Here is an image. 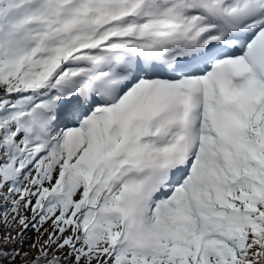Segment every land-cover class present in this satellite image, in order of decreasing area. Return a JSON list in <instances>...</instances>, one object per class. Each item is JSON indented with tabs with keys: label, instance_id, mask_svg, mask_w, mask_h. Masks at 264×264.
<instances>
[{
	"label": "snow or ice",
	"instance_id": "snow-or-ice-1",
	"mask_svg": "<svg viewBox=\"0 0 264 264\" xmlns=\"http://www.w3.org/2000/svg\"><path fill=\"white\" fill-rule=\"evenodd\" d=\"M0 264H264V0H0Z\"/></svg>",
	"mask_w": 264,
	"mask_h": 264
}]
</instances>
